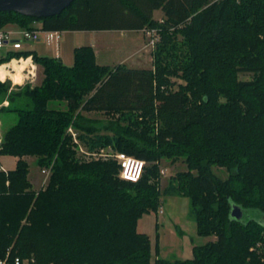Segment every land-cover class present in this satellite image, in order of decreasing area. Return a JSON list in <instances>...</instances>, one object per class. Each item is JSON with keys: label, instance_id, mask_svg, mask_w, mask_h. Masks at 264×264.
<instances>
[{"label": "trees", "instance_id": "16d2710c", "mask_svg": "<svg viewBox=\"0 0 264 264\" xmlns=\"http://www.w3.org/2000/svg\"><path fill=\"white\" fill-rule=\"evenodd\" d=\"M37 23L45 31L156 30L158 42L152 68L100 65L90 45L75 48L72 66L35 51L0 55V66L32 57L44 74L41 86L21 93L0 81V106L9 102L0 112L18 115L0 156L19 158L15 170H0V260L264 264V252L253 250L264 243V0H74L48 18L0 12V30L33 31ZM18 96L26 102L12 108ZM57 100L67 108L50 105ZM94 112L109 122L87 116ZM71 126L92 150L145 160L141 180L121 179L113 159H79ZM25 156L51 169L39 191ZM163 159L187 165L164 191ZM163 193L189 197L198 233L216 238L193 247L191 259L153 260L149 236L137 229L145 214L159 211ZM234 205L241 220L231 215Z\"/></svg>", "mask_w": 264, "mask_h": 264}, {"label": "rangeland", "instance_id": "374dc122", "mask_svg": "<svg viewBox=\"0 0 264 264\" xmlns=\"http://www.w3.org/2000/svg\"><path fill=\"white\" fill-rule=\"evenodd\" d=\"M162 16V12L155 13V19H161ZM7 27L2 30H7ZM66 35L74 36L77 46H87L95 42L99 56L98 62L101 65L114 66L127 61L126 64L132 68H152L153 66V50L158 42V36L152 32L77 31ZM20 40L25 43L28 42L23 37ZM7 52L8 49L5 47L0 50V55H5ZM38 68V73H35V76L29 77L24 84H18L22 81L21 75L17 80L13 78L14 80L8 79L3 82L10 81V92L13 91L15 93H21L27 86H30L31 89L39 87L44 80V74L42 73L43 69L39 66ZM6 77L2 78L0 76V79L4 80ZM240 79L248 81L252 79V76L249 74H241ZM24 99H26L24 96H18L12 104V108L20 107L23 102H26ZM50 105L52 107L66 109L68 103L64 100H57L52 101ZM1 106L8 107L9 102L5 101ZM87 116L92 120L100 121L102 125H106L110 120V117L103 113L94 112L87 114ZM17 121L18 115L16 113L0 112V144L4 133L16 124ZM24 159L30 167L29 180L32 184V189L39 191L48 183V181L45 183L46 176L42 172L43 169L38 166V159L36 157L25 156ZM161 163L162 168L166 170V175L163 176L161 182V189L164 191L170 179L178 172L186 171L187 165L182 159L173 162L172 160L163 159ZM213 171L222 178L228 177L224 168L214 167ZM160 206L159 211H152L150 214H145L139 220L137 228L140 233L149 236L152 244L153 260L156 258H163L170 261L191 259L193 257V247L205 245L212 239H214L213 241L216 240L215 237L202 236L198 233L197 222L192 213V203L189 197L177 193H163ZM254 214L255 217L260 215L258 212H254Z\"/></svg>", "mask_w": 264, "mask_h": 264}, {"label": "built area", "instance_id": "2783aa9c", "mask_svg": "<svg viewBox=\"0 0 264 264\" xmlns=\"http://www.w3.org/2000/svg\"><path fill=\"white\" fill-rule=\"evenodd\" d=\"M147 33H153L156 36L158 35L156 30H144ZM13 31L0 30V50L4 49L8 43L12 42L14 50L22 49V40H12ZM64 31H45L42 29L38 30H21L20 35L26 41H38L41 38L45 40L47 45L50 47H58L63 39ZM158 40V38H157ZM154 42V41H153ZM19 60H22L21 58ZM35 70V69H34ZM30 74V73H29ZM30 76H35V74H30ZM69 135L72 137V141L75 145L77 152V157L86 162L100 161V160H115L120 166L119 177L123 180L130 182H138L144 175L147 163L145 160L136 158L131 155H127L118 151H115L113 148H100V149H90L80 138V132L77 131L73 126L68 128ZM43 174L46 176V181L49 180L51 169H43ZM162 175H166V170L161 171ZM253 250H257L258 253L264 252V243H257L256 247ZM16 264H20V260L16 259ZM0 264H6L5 260H0Z\"/></svg>", "mask_w": 264, "mask_h": 264}, {"label": "crops", "instance_id": "0c3cea01", "mask_svg": "<svg viewBox=\"0 0 264 264\" xmlns=\"http://www.w3.org/2000/svg\"><path fill=\"white\" fill-rule=\"evenodd\" d=\"M157 12L161 13V11H157ZM36 27L38 29H41V24L37 23ZM7 28H8L7 31H13L14 32V34L12 35V40H20V38L22 36V35H20L21 29H19L18 27L14 26V25H10ZM73 32L74 31H65L63 34V39H62V41L58 47H50L49 45H47L45 40L43 38H41L38 41H28L27 43L22 41V49L13 50V51H17V52L35 51L41 56H49V57L59 58L62 60V62L66 66H72L74 64V50H75V48L80 47V46H77L74 36L72 37V36L66 35L69 33L72 34ZM89 45L94 48L95 53H96V57H97V62H98L99 56H98V52H97V44L94 42V43L89 44ZM6 48L8 49V51L12 50L13 49L12 42L8 43ZM21 59L22 60L13 59L11 62L1 65V66H6V69L9 73H8L6 79H4V80L0 79V81L3 82V81H6L8 79H13L11 74L13 72H15V69L13 68L14 62L19 63V62H23V61H28V66L22 72V75H21L22 81L18 83L20 85L24 84L27 81V79L29 77H31L30 76L31 73L32 74L38 73L39 68L33 62L32 57H29V58H23L22 57ZM125 63H127V61ZM18 160H19V158L14 157V156H3V155L0 156V170L4 171L6 173L15 170L17 167ZM157 221H158V219H157ZM213 240L214 239H212L211 241H213Z\"/></svg>", "mask_w": 264, "mask_h": 264}, {"label": "water", "instance_id": "95a60500", "mask_svg": "<svg viewBox=\"0 0 264 264\" xmlns=\"http://www.w3.org/2000/svg\"><path fill=\"white\" fill-rule=\"evenodd\" d=\"M74 0H0V12H15L26 17L48 18L60 15ZM231 215L238 220L244 216L242 209L234 205Z\"/></svg>", "mask_w": 264, "mask_h": 264}, {"label": "bare ground", "instance_id": "6f19581e", "mask_svg": "<svg viewBox=\"0 0 264 264\" xmlns=\"http://www.w3.org/2000/svg\"><path fill=\"white\" fill-rule=\"evenodd\" d=\"M28 66V61L27 62H21V64L17 63V62H14L13 63V68L15 69V72H13L11 75L12 77L17 80V78L20 77V75H22V72L27 68ZM12 68V67H11ZM0 76L2 78L6 77L8 75V71L6 69V66H2L0 68ZM12 71V70H11ZM24 75V74H23Z\"/></svg>", "mask_w": 264, "mask_h": 264}]
</instances>
